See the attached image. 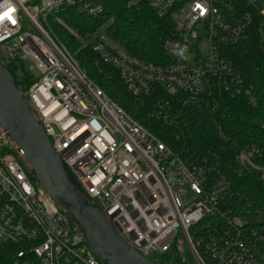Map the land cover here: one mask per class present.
Here are the masks:
<instances>
[{
    "label": "built area",
    "instance_id": "obj_1",
    "mask_svg": "<svg viewBox=\"0 0 264 264\" xmlns=\"http://www.w3.org/2000/svg\"><path fill=\"white\" fill-rule=\"evenodd\" d=\"M146 2L156 16L174 19L175 38L163 46L168 62L132 56L102 28L90 37V45L103 64L118 72L132 96L158 98L152 119L174 122L161 97L181 98L182 107H201L215 94H240L242 78L224 51L242 40L254 21L252 11H239L236 0ZM248 6L258 16L264 14L259 0H248ZM68 9L93 18L103 11L100 0H0V56L8 67L16 66L20 74L23 68L29 76L32 83L24 95L86 195L120 238L148 259L169 255L183 264H264V213L259 211L254 216L261 220L250 224L244 221L250 214L224 208L230 184L215 171V161L184 158L169 149L80 69L48 28L51 16ZM199 25L206 54L194 46ZM192 48L197 52L190 66ZM4 243L23 245L17 259L29 253L40 264H101L32 180L0 129Z\"/></svg>",
    "mask_w": 264,
    "mask_h": 264
},
{
    "label": "trees",
    "instance_id": "obj_2",
    "mask_svg": "<svg viewBox=\"0 0 264 264\" xmlns=\"http://www.w3.org/2000/svg\"><path fill=\"white\" fill-rule=\"evenodd\" d=\"M100 1L103 11L95 18L73 9L51 16L59 21L52 24L54 32L61 41L72 46V53H75L76 44L71 43L78 37L77 41L82 39V45L85 43L84 49L73 54L81 69L109 98L169 149L184 158L206 156L215 161V171L230 184L224 208L239 215L264 213V32L259 30L264 27V14L258 16L248 6V0L234 3L235 6L238 2L239 11L254 13V21L242 40L224 51L229 64L242 78L240 94H215L201 107H182L181 98L161 97L168 102L173 117L171 122L174 120L172 124H176L168 125L150 117L158 98L154 95L135 97L127 92L118 72L98 59L87 38L103 28L132 56L154 64L166 63L169 60L163 46L166 40L175 38L174 19L171 15L156 16L146 0ZM258 8L264 9V0H259ZM79 44L81 46V42ZM9 68L23 90L32 83L23 68H20V77L16 66L10 64ZM23 249V245L0 244V264H40L29 253L17 259V253ZM168 256L158 259L183 264L177 257L171 261Z\"/></svg>",
    "mask_w": 264,
    "mask_h": 264
},
{
    "label": "water",
    "instance_id": "obj_3",
    "mask_svg": "<svg viewBox=\"0 0 264 264\" xmlns=\"http://www.w3.org/2000/svg\"><path fill=\"white\" fill-rule=\"evenodd\" d=\"M0 129L27 165L30 177L65 214L101 264H168L142 256L120 238L53 150L18 79L1 56Z\"/></svg>",
    "mask_w": 264,
    "mask_h": 264
},
{
    "label": "rangeland",
    "instance_id": "obj_4",
    "mask_svg": "<svg viewBox=\"0 0 264 264\" xmlns=\"http://www.w3.org/2000/svg\"><path fill=\"white\" fill-rule=\"evenodd\" d=\"M57 22H59V21H57V19L56 18H51V21H50V23H48V28L50 29V31L52 30V32H53V34H52V36H53V38L55 39V40H57L58 42H59V44L60 45H62L63 47H67L68 48V50H69V52H70V55L72 56V59L78 64V66L80 67V65H79V63H78V61L76 60V58L74 57V55L73 54H76V53H78L81 49H84V47H82V46H80V42H82V39L80 40V41H77V40H79V37L77 38V40L75 41V42H72L71 44H76V49H75V53H72V51H71V48H72V46L70 47L69 45H67L66 43H64L63 41H61L59 38H58V36H57V34L54 32V30H53V27H52V24H54V23H57ZM200 28H201V26L199 25L198 26V31H199V36H198V38H199V40L195 43L194 42V46L201 52V54H206V51H207V40H206V38H205V36H204V33H203V31H201L200 30ZM103 29V28H102ZM99 30V29H98ZM74 36H75V34H73ZM94 35V33H92V34H90V36H88V40H90V37H92ZM77 50V51H76ZM197 52V50H195L194 48H192V49H190V51H189V54H188V57H187V62H188V64L190 65V66H193V55L195 54ZM80 69H81V67H80ZM25 70H27V68L25 69ZM82 70V69H81ZM83 71V70H82ZM86 74V73H85ZM17 75H18V77H20L21 76V74L20 73H18L17 72ZM172 125H176V124H172ZM243 154V153H242ZM241 161V160H240ZM264 176V175H263ZM261 220V218L260 217H256V216H246V217H244V221H246V222H248V223H250V224H253V223H257V222H259Z\"/></svg>",
    "mask_w": 264,
    "mask_h": 264
}]
</instances>
